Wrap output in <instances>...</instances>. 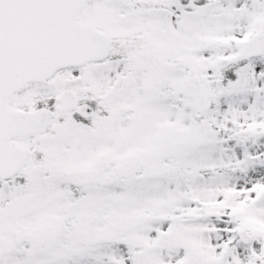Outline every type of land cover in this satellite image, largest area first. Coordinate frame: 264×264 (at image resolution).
Listing matches in <instances>:
<instances>
[{
  "label": "snow or ice",
  "instance_id": "6c2138e0",
  "mask_svg": "<svg viewBox=\"0 0 264 264\" xmlns=\"http://www.w3.org/2000/svg\"><path fill=\"white\" fill-rule=\"evenodd\" d=\"M0 264H264V0H0Z\"/></svg>",
  "mask_w": 264,
  "mask_h": 264
}]
</instances>
